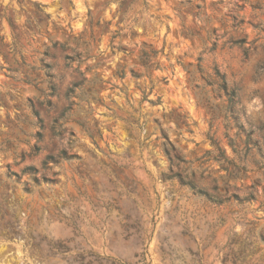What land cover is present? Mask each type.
<instances>
[{"label": "rangeland", "instance_id": "374dc122", "mask_svg": "<svg viewBox=\"0 0 264 264\" xmlns=\"http://www.w3.org/2000/svg\"><path fill=\"white\" fill-rule=\"evenodd\" d=\"M0 264H264V0H0Z\"/></svg>", "mask_w": 264, "mask_h": 264}]
</instances>
